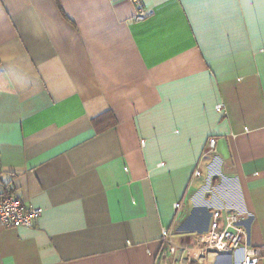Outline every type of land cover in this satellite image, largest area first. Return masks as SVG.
I'll list each match as a JSON object with an SVG mask.
<instances>
[{
  "label": "crops",
  "instance_id": "obj_1",
  "mask_svg": "<svg viewBox=\"0 0 264 264\" xmlns=\"http://www.w3.org/2000/svg\"><path fill=\"white\" fill-rule=\"evenodd\" d=\"M141 5L0 0V192L42 209L0 264H158L219 206L264 252V0Z\"/></svg>",
  "mask_w": 264,
  "mask_h": 264
},
{
  "label": "built area",
  "instance_id": "obj_2",
  "mask_svg": "<svg viewBox=\"0 0 264 264\" xmlns=\"http://www.w3.org/2000/svg\"><path fill=\"white\" fill-rule=\"evenodd\" d=\"M135 5V20H143L149 12L142 8L141 0H129ZM224 105L219 103L216 110L221 111ZM215 138L209 137L204 154L214 153ZM200 169L195 167L193 175H200ZM219 174L212 172V175ZM181 203L175 202L174 208L179 209ZM42 209L27 206L22 200L6 191L0 192V226L32 227L40 216ZM207 228L196 234L189 243L176 244L167 229L161 232L163 247L159 254L158 264H213L220 255H233L239 249L243 254L240 264H258L264 257L262 247H254L248 241L249 222L253 214L235 207L219 206L209 211Z\"/></svg>",
  "mask_w": 264,
  "mask_h": 264
},
{
  "label": "trees",
  "instance_id": "obj_3",
  "mask_svg": "<svg viewBox=\"0 0 264 264\" xmlns=\"http://www.w3.org/2000/svg\"><path fill=\"white\" fill-rule=\"evenodd\" d=\"M95 124H97V120H96V122H94V125H95ZM191 264H195V263L193 262V263H191Z\"/></svg>",
  "mask_w": 264,
  "mask_h": 264
},
{
  "label": "rangeland",
  "instance_id": "obj_4",
  "mask_svg": "<svg viewBox=\"0 0 264 264\" xmlns=\"http://www.w3.org/2000/svg\"><path fill=\"white\" fill-rule=\"evenodd\" d=\"M214 195H216V194H214Z\"/></svg>",
  "mask_w": 264,
  "mask_h": 264
},
{
  "label": "water",
  "instance_id": "obj_5",
  "mask_svg": "<svg viewBox=\"0 0 264 264\" xmlns=\"http://www.w3.org/2000/svg\"><path fill=\"white\" fill-rule=\"evenodd\" d=\"M228 256H230V255H228Z\"/></svg>",
  "mask_w": 264,
  "mask_h": 264
}]
</instances>
